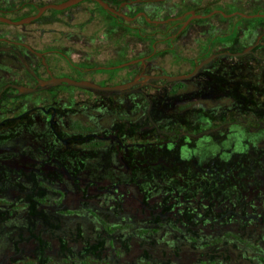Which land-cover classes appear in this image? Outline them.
<instances>
[{
    "label": "flooded vegetation",
    "instance_id": "obj_1",
    "mask_svg": "<svg viewBox=\"0 0 264 264\" xmlns=\"http://www.w3.org/2000/svg\"><path fill=\"white\" fill-rule=\"evenodd\" d=\"M104 1L128 28L164 24L155 36L132 27L122 62L134 61L120 68L73 60L114 24L71 25L62 47L0 33V264H264V26L249 23L264 19L233 13L264 2Z\"/></svg>",
    "mask_w": 264,
    "mask_h": 264
},
{
    "label": "rangeland",
    "instance_id": "obj_2",
    "mask_svg": "<svg viewBox=\"0 0 264 264\" xmlns=\"http://www.w3.org/2000/svg\"><path fill=\"white\" fill-rule=\"evenodd\" d=\"M55 1V0H0V10L6 13V17L15 20L19 16L27 15L31 11V6L27 5V2H33L36 5L43 4L45 2ZM227 0H222V2ZM245 0H235L236 3H239ZM249 1L250 6L255 8L260 7V3L264 2V0H247ZM18 4H24L22 8H17ZM17 8V10L15 9ZM14 9V10H13ZM1 12V11H0ZM246 13V12H244ZM255 13V12H253ZM258 13V11L256 12ZM161 16H165L162 14ZM256 19H264V17H255ZM248 21V20H247ZM253 22L252 24H259L260 26H264V21H249ZM81 24L84 25L81 29L82 32H88L89 30H95L98 32L103 24H114V30L112 29L107 38L104 40L102 44L99 40L100 32L95 34L94 42L92 44V48L94 50V56L91 58H80L78 56H74V61H82L91 63L92 65H117L122 62V60H126L134 55L133 47L138 43L139 37L132 27L138 28L145 35H156V31L162 29L164 24H149L145 22L142 18L137 17L134 21L128 23L131 25V28L127 26H123L119 21H115L112 16L100 5H98L94 0H81L78 3L71 5L68 8H64L61 10L47 8L45 9L41 15L37 18V20L29 22L26 24L25 29L18 25H13L9 23L0 22V33H5L6 35H19L22 36L27 41H31L32 43L38 45L40 48L43 47L44 43L47 42L53 46H64L63 44V33L61 30L70 28L71 25ZM153 33L151 34L150 32ZM146 39L149 37L146 36ZM74 44V43H73ZM164 44H157V47H161ZM82 48V44H75ZM94 46V47H93ZM109 48V53L105 52L106 47ZM133 46V47H132ZM88 48V47H87ZM91 48V49H92ZM103 49L102 52H99V49ZM91 49H86V51H90ZM85 50V49H84ZM98 51V52H97ZM2 62L11 63L9 59L2 58ZM48 61L51 63L55 61H60L63 63V60L59 58L57 54H48ZM163 66L168 71H173L174 68H179V62H176V58L171 55L165 58L162 61ZM120 68V67H118ZM113 68V70L118 69ZM124 70V69H123ZM122 70V71H123ZM22 68L19 69L21 73ZM174 72V71H173ZM79 76H83L85 78H90L89 74L78 73ZM98 78V75H95ZM95 82L100 83L99 80H95ZM66 94H70L71 96H81L86 99L92 100L93 97L90 96L87 92L79 89H70L66 91ZM70 97L69 99H71ZM187 110L184 107H179L178 110ZM175 114V113H173ZM187 115V112L185 113Z\"/></svg>",
    "mask_w": 264,
    "mask_h": 264
},
{
    "label": "water",
    "instance_id": "obj_3",
    "mask_svg": "<svg viewBox=\"0 0 264 264\" xmlns=\"http://www.w3.org/2000/svg\"><path fill=\"white\" fill-rule=\"evenodd\" d=\"M78 1H81V0H63V1H60V2H47V3L39 6L34 14H31V15L26 16V17H22V18L17 19V20H12V19H10L8 17L0 15V21L5 22V23H9V24H14V25H22L24 23H27V22L37 18L43 12V10H45L47 8L63 9V8L68 7V6L74 4V3L78 2ZM95 1L98 4H100L103 8L107 9L108 11H110L112 13H115V14H119V15L123 16L126 19H130L129 17H127L123 13H121L118 9H115L114 7L110 6L106 1H104V0H95ZM214 12H219L223 16H228V15H231L233 13H238L241 16H244V17L264 16V13H244V12H240V11L228 14V13H225V12H223L221 10H212L210 13H208L206 15H210V14H212ZM139 13L142 14L147 21L154 22V23L163 21V20H157V19H149V18L146 17L144 12H139ZM189 13H190L191 16H197V17L206 16V15L194 14L192 11H189ZM133 61L134 60H129V61H126V62L119 63V64H117L115 66L120 67V66L126 65L128 63H131ZM115 66H110V67H115ZM186 76L187 75H175V76H170L169 79H171V80H180V79L185 78ZM49 82L51 84H59V83L64 82L66 84L78 86L80 88L91 89V90H100V91L117 90L120 87L124 86V84L123 85L115 84V85H109V86H101L99 84H96V83H94L92 81H89V80H86V79L75 80V79H72V78H69V77H60V78L52 77ZM18 89H19V92L30 91L29 88H26V87H23V86H18Z\"/></svg>",
    "mask_w": 264,
    "mask_h": 264
},
{
    "label": "trees",
    "instance_id": "obj_4",
    "mask_svg": "<svg viewBox=\"0 0 264 264\" xmlns=\"http://www.w3.org/2000/svg\"><path fill=\"white\" fill-rule=\"evenodd\" d=\"M35 10H36V7H34V9L32 10V13L35 12Z\"/></svg>",
    "mask_w": 264,
    "mask_h": 264
}]
</instances>
